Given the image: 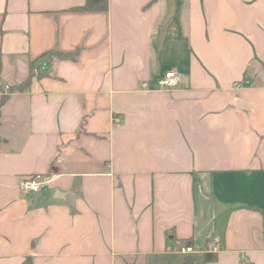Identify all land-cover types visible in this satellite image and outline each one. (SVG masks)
Returning <instances> with one entry per match:
<instances>
[{"label":"crops","instance_id":"crops-1","mask_svg":"<svg viewBox=\"0 0 264 264\" xmlns=\"http://www.w3.org/2000/svg\"><path fill=\"white\" fill-rule=\"evenodd\" d=\"M84 2L0 0V264H264V0Z\"/></svg>","mask_w":264,"mask_h":264},{"label":"trees","instance_id":"trees-1","mask_svg":"<svg viewBox=\"0 0 264 264\" xmlns=\"http://www.w3.org/2000/svg\"><path fill=\"white\" fill-rule=\"evenodd\" d=\"M108 6V0H85L84 4L81 6H77L74 8V10L77 11H104L107 9ZM77 50L69 53H64L58 50H52L47 51L40 56H38L36 59H34L31 62L32 68L36 72V76L40 77L43 75H47L50 73L52 68V62L54 58H64V59H75L77 55ZM45 63V67L41 68V66ZM30 84V78L26 79L23 83L17 85L16 87H12V91L15 89H26L28 85ZM6 96H2L0 98V106L5 101ZM181 243H185L186 245H191V240H185ZM170 252V251H169ZM160 257V256H159ZM216 258V254L209 251H203V252H192L184 254L181 263L180 264H201L205 262L212 261ZM173 259L172 252L166 253L165 255H162L160 258H157L156 261L150 263V264H171ZM22 264H27L22 263Z\"/></svg>","mask_w":264,"mask_h":264},{"label":"built area","instance_id":"built-area-1","mask_svg":"<svg viewBox=\"0 0 264 264\" xmlns=\"http://www.w3.org/2000/svg\"><path fill=\"white\" fill-rule=\"evenodd\" d=\"M45 67V63L41 68ZM179 81V74L174 69L166 70L162 76L158 79V86L160 90L171 89ZM145 84H143L144 86ZM47 184V180L40 174L31 175L25 178H22L18 183V188L23 194L30 193H41ZM220 250L219 243L216 241H210L203 251H209L216 253ZM196 250L192 245H186L185 243L177 242L171 248L170 252L172 253H192Z\"/></svg>","mask_w":264,"mask_h":264},{"label":"rangeland","instance_id":"rangeland-1","mask_svg":"<svg viewBox=\"0 0 264 264\" xmlns=\"http://www.w3.org/2000/svg\"><path fill=\"white\" fill-rule=\"evenodd\" d=\"M174 255H179V257L182 256V253H174ZM179 257H176L175 260H174V263L173 264H178L179 263V260L180 258ZM160 264V263H159Z\"/></svg>","mask_w":264,"mask_h":264}]
</instances>
